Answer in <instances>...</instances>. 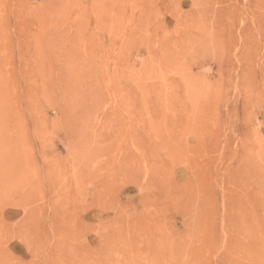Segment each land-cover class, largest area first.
Segmentation results:
<instances>
[{
	"label": "rangeland",
	"instance_id": "rangeland-1",
	"mask_svg": "<svg viewBox=\"0 0 264 264\" xmlns=\"http://www.w3.org/2000/svg\"><path fill=\"white\" fill-rule=\"evenodd\" d=\"M0 264H264V0H0Z\"/></svg>",
	"mask_w": 264,
	"mask_h": 264
},
{
	"label": "bare ground",
	"instance_id": "bare-ground-1",
	"mask_svg": "<svg viewBox=\"0 0 264 264\" xmlns=\"http://www.w3.org/2000/svg\"><path fill=\"white\" fill-rule=\"evenodd\" d=\"M249 262V261H248Z\"/></svg>",
	"mask_w": 264,
	"mask_h": 264
}]
</instances>
